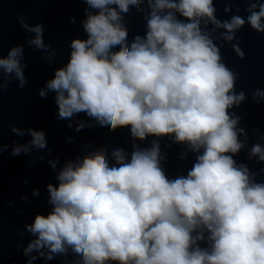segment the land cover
Here are the masks:
<instances>
[{
    "label": "clouds",
    "instance_id": "1",
    "mask_svg": "<svg viewBox=\"0 0 264 264\" xmlns=\"http://www.w3.org/2000/svg\"><path fill=\"white\" fill-rule=\"evenodd\" d=\"M80 2L87 5V38L71 39L67 63L53 69L38 95L54 93L58 121L85 113L112 132L128 128L134 140L170 136L196 153V162L187 176L170 179L155 140L150 148L134 144L130 159L123 149L114 150L115 164L104 149L69 162L57 175L58 185H46L52 211L37 213L21 231L35 237L23 249L26 264L51 261L68 248L82 264H264V183L234 159L244 147V129H237L240 117L229 110L246 95L235 92L237 74L222 63L220 48L201 27L210 21L226 29L227 41L246 22L264 33V0L250 4L247 21L236 15L223 23L213 0H147L146 37L137 35L131 43L123 16L130 6L142 11L144 0ZM18 21L35 36L12 45L7 55L0 48V97L13 81L19 89L27 86L26 47L40 51L49 66L56 63L57 49L45 43L43 22L29 25L23 15ZM233 50L245 58L238 44ZM84 127L80 122L76 131ZM10 132L30 139L5 144L0 128V156L11 148V156H30L32 164L47 157L56 170L60 161L51 158L46 129L13 124ZM251 155L264 162V147L254 145ZM31 195L39 198L40 189ZM20 199L31 203L27 194ZM34 251L38 256L30 255Z\"/></svg>",
    "mask_w": 264,
    "mask_h": 264
},
{
    "label": "water",
    "instance_id": "2",
    "mask_svg": "<svg viewBox=\"0 0 264 264\" xmlns=\"http://www.w3.org/2000/svg\"><path fill=\"white\" fill-rule=\"evenodd\" d=\"M213 3L216 18L223 23L236 15L247 21L250 15L247 9L251 3H258V0H213ZM229 6L230 11H225ZM86 7L80 0H0V48L3 55H7L12 45L26 44L27 39L35 36L34 33H27L21 28L18 21L21 15L29 25L43 22L45 43L57 49L56 63L49 66L47 60L41 58L40 51L31 47L25 48V61L28 64L27 86L19 89L18 82L13 81L0 97L3 142L11 144L13 140H18L24 143L30 139L28 136L20 138L12 134L10 128L13 124L22 128L46 129L49 148L52 150L51 158H58L60 161L56 170H52L47 163V157L44 161L32 164L30 156H11V148L0 156V264H26L29 257L23 255V249L35 237L27 232L21 235V231L26 223L33 222L37 213L46 215L52 211V205L48 203L46 185H58L57 175L69 162L75 164L77 160L82 161L85 156L104 149L110 165L115 164L112 157L114 150L123 149L130 159L134 144L142 149L150 148L154 140L160 144L161 166L170 179L187 176L196 162L197 154L189 151L186 144L174 143L170 136H149L146 141L134 140L128 128L112 132L109 127H101L95 119L89 118L85 113L75 115L71 121H58L54 93H49L47 99L38 95V90L52 77L53 69L67 63L71 39L87 38L82 24L86 19ZM141 9L142 11H137L135 6H130L129 13L123 16V22L129 31V43L137 35L146 37V16L151 11L147 0L141 4ZM88 10L93 13L98 11L92 8ZM177 16L179 17V14ZM72 17H76V24L71 23ZM201 27L220 48L222 63L237 74L235 92L239 94L243 91L246 95L244 102L229 110L230 114L240 117L237 129H244L239 135L244 147L234 159L237 165L243 164L249 168L255 182L264 183V162L251 155L254 145L264 147V97L254 98L257 90L264 92V33L255 31L246 22L243 28L236 31L235 39L227 41L222 35L226 29L216 28L210 21L207 25L202 22ZM234 44H238L244 51V59L237 56L233 50ZM80 122H84L85 127L77 132L76 127ZM69 123L72 124L71 128L67 127ZM68 137L74 142L69 143ZM25 180L28 181L27 185ZM34 188L40 189L39 198L32 197ZM23 194L28 195L30 204H25L20 199ZM201 246L205 247L206 244L202 243ZM43 251L47 253L48 249ZM30 255L38 256V253L34 251ZM33 264H82V259L68 248L66 253L55 255L51 261L38 258Z\"/></svg>",
    "mask_w": 264,
    "mask_h": 264
}]
</instances>
